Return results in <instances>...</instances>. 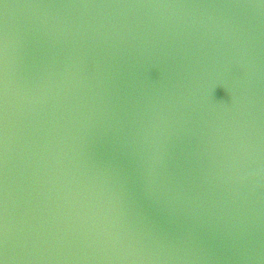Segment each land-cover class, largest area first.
Masks as SVG:
<instances>
[{"label": "water", "instance_id": "1", "mask_svg": "<svg viewBox=\"0 0 264 264\" xmlns=\"http://www.w3.org/2000/svg\"><path fill=\"white\" fill-rule=\"evenodd\" d=\"M5 74L9 264H264L261 0H3Z\"/></svg>", "mask_w": 264, "mask_h": 264}, {"label": "snow or ice", "instance_id": "2", "mask_svg": "<svg viewBox=\"0 0 264 264\" xmlns=\"http://www.w3.org/2000/svg\"><path fill=\"white\" fill-rule=\"evenodd\" d=\"M3 3V0H0ZM264 4V0H261ZM23 6H35V5H23ZM4 7H9L8 4H4ZM6 95H7V83L6 74L0 78V137H2L4 143L3 147L6 150ZM3 223L0 224V238H2V245H0V264H9V258L7 255V223H6V204L3 208Z\"/></svg>", "mask_w": 264, "mask_h": 264}]
</instances>
